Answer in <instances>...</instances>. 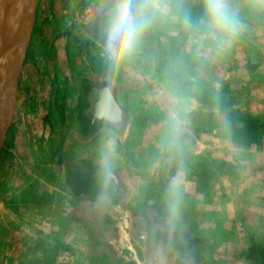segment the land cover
<instances>
[{"label": "rangeland", "instance_id": "obj_1", "mask_svg": "<svg viewBox=\"0 0 264 264\" xmlns=\"http://www.w3.org/2000/svg\"><path fill=\"white\" fill-rule=\"evenodd\" d=\"M9 1L1 20L20 0ZM159 2L135 53L111 69L105 29L112 0H34L0 146V197L64 169L101 173L107 155L118 205L139 236L143 211L159 201L176 232L192 239L194 264H264L245 258L253 239L264 245V6L231 0L239 31L221 47L205 16L191 23ZM193 2L204 9L203 0ZM7 51L0 123L10 105ZM95 84L112 87L126 112L111 132L87 134L83 94ZM239 116L258 121L254 138L234 133ZM93 147L96 167L86 156ZM5 234L0 224L1 243Z\"/></svg>", "mask_w": 264, "mask_h": 264}, {"label": "crops", "instance_id": "obj_2", "mask_svg": "<svg viewBox=\"0 0 264 264\" xmlns=\"http://www.w3.org/2000/svg\"><path fill=\"white\" fill-rule=\"evenodd\" d=\"M9 19L2 20L12 37ZM85 88L81 117L86 133L96 128L111 132L126 112L118 93L106 84ZM88 150L86 156L96 167L95 148ZM46 177L39 187L32 181L10 191L6 201L0 197V224L6 232L0 240V264H194L192 239L176 232L161 202L143 211L138 225L145 232L139 236V226L118 205L112 173L110 190L104 192L70 185L72 177L65 169Z\"/></svg>", "mask_w": 264, "mask_h": 264}, {"label": "clouds", "instance_id": "obj_3", "mask_svg": "<svg viewBox=\"0 0 264 264\" xmlns=\"http://www.w3.org/2000/svg\"><path fill=\"white\" fill-rule=\"evenodd\" d=\"M253 2L264 6V0ZM203 3L205 19L202 23L219 46H228L239 31L237 11L232 7L231 0H203ZM160 10L159 0H112L105 29V50L111 69L118 68L121 61L135 53L153 14ZM111 166V160L106 155L102 164L104 184L111 179ZM172 192L176 193L175 186ZM170 206L173 211L177 210L178 197L170 202Z\"/></svg>", "mask_w": 264, "mask_h": 264}, {"label": "trees", "instance_id": "obj_4", "mask_svg": "<svg viewBox=\"0 0 264 264\" xmlns=\"http://www.w3.org/2000/svg\"><path fill=\"white\" fill-rule=\"evenodd\" d=\"M169 7L172 8L173 12L191 23H198V17L205 16L204 9L198 5H195L193 0H160ZM238 121L240 124H232L231 127L234 133L244 135L249 139L254 138L253 129L256 127L258 121L253 118H244L239 116ZM234 123V120L232 121ZM72 180H70V185H81V190L91 191V192H104L110 190V183H103L102 175H96L92 178L86 173H72ZM245 258L252 261H259L264 259V245L257 243L254 239L251 241V245L245 253Z\"/></svg>", "mask_w": 264, "mask_h": 264}, {"label": "water", "instance_id": "obj_5", "mask_svg": "<svg viewBox=\"0 0 264 264\" xmlns=\"http://www.w3.org/2000/svg\"><path fill=\"white\" fill-rule=\"evenodd\" d=\"M20 4H23L26 8L28 5L30 7V17L28 18L26 31L29 30L30 25L33 20V13H34V0H20ZM12 5H10L11 7ZM0 31L2 32V42L8 43V51L5 61H8L7 67L9 72V95H10V105L9 108L4 112V120L0 123V146L2 144V140L4 138V134L8 128L9 125V119L10 114L13 111V107L16 103V92H17V80H18V74L22 65L23 56L25 52V44H26V38L25 35L20 31V29H16L15 33L12 37H10V33L5 28V26L0 25ZM29 34V32H28ZM1 46V45H0ZM1 48V47H0ZM3 47L0 52V58L4 57V50ZM7 51V52H8ZM13 64V68L12 65ZM12 68V69H11Z\"/></svg>", "mask_w": 264, "mask_h": 264}, {"label": "bare ground", "instance_id": "obj_6", "mask_svg": "<svg viewBox=\"0 0 264 264\" xmlns=\"http://www.w3.org/2000/svg\"><path fill=\"white\" fill-rule=\"evenodd\" d=\"M10 2L9 0H0V9L2 8L1 7V5L3 4V3H5V2ZM13 0H11V2H12ZM20 2V1H19ZM19 2H14L13 4V6H12V9H11V13L9 14V17H10V19H9V21L7 22V26H8V28H10V30L11 29H13L12 28V25L14 24V23H18L17 24V26L15 27L16 29L18 28V29H20V31L21 32H23L25 29H26V27H27V20H28V18L30 17V10H28L27 12H26V8H25V6L23 5V4H20ZM8 6H9V4H8ZM8 6H6L7 8H8ZM4 8V7H3ZM2 8V9H3ZM10 8V7H9ZM1 9V10H2ZM3 11V10H2ZM1 12V11H0ZM26 13V14H25ZM3 14V13H2ZM1 14V15H2ZM25 14V15H24ZM24 15V16H23ZM1 19V18H0ZM20 21V22H17V21ZM2 22L0 21V25H2V26H5V24H6V22L4 21V23H2ZM5 28H6V26H5ZM15 28L12 30V32L15 30ZM0 33H2V32H0ZM12 35H14V32H13V34ZM3 36V35H2ZM0 49H2V47H3V50L4 49H6V51L8 50V43L6 44V42H2V41H0ZM2 50V51H3ZM5 51V50H4ZM1 61V60H0ZM3 63V62H2ZM7 63V62H6ZM5 63V64H6ZM2 69V68H1ZM4 70V69H3ZM3 70H0L1 71V74H2V72H4ZM7 93H8V91H7Z\"/></svg>", "mask_w": 264, "mask_h": 264}]
</instances>
